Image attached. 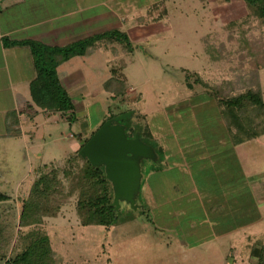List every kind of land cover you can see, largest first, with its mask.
<instances>
[{"label":"rangeland","instance_id":"1","mask_svg":"<svg viewBox=\"0 0 264 264\" xmlns=\"http://www.w3.org/2000/svg\"><path fill=\"white\" fill-rule=\"evenodd\" d=\"M45 2L27 0L25 4L3 9L0 26L40 20L47 13ZM73 3L87 8L81 14L83 21L98 17L102 11L115 13L95 25L92 22L81 27L82 33L75 34L74 40L118 28L133 43V53H127L116 43H105L89 55L64 63L58 68V75L73 100L77 122L67 124L59 117L44 122V117H37L30 131L25 128L29 133L22 140L6 135L5 118L9 116L5 117L4 111L12 110L17 102L19 112L30 118L34 101L28 81L35 78L33 60L27 48L0 54V65L4 61L8 65L0 74V193L9 197L0 202L3 254L11 257L23 249L22 234L29 229L19 224L22 202L39 172L54 168L62 188L50 205L57 213L45 217L42 228L51 241L56 264H257L251 250L264 247V138L259 143L241 144L248 166L254 161L252 157L256 158L258 173L252 179L239 171H222L228 166L224 162H204L200 166L203 172H195L196 165L192 167V175L200 181L219 175L217 183L223 187L216 190L217 195L209 191L207 196L200 193L197 197L176 199L175 194L189 186L187 167L182 163L176 169L169 162L176 158L175 143L184 135L181 130H193L196 124L202 126L201 135L206 129L209 133L212 125L221 126L222 133L227 130L214 98L209 96L212 88L218 96L232 97L257 89L258 84L264 99V24L241 0H66L68 8H73ZM11 37L18 39L21 35ZM15 61L19 62L20 81L25 84L26 102L20 97L16 99L9 90L17 86L13 74ZM111 67L122 71L128 85L126 95L116 100L104 90ZM65 71L69 72L64 75ZM186 71L196 73L206 86L195 85L194 91L189 90ZM109 109L116 116L131 111L133 126L148 127L168 165L162 170L157 162L142 161L137 210L121 202L120 216L111 227H84L76 214L77 195L68 193L70 184L63 170L68 167L67 159L80 149V140L97 129ZM9 121L15 125L13 110ZM191 130L189 133L193 134ZM78 163L81 165V161ZM246 180L256 182L257 202L254 196H243ZM229 182L236 183L232 186ZM202 200L212 210L218 205L224 212L227 209V229L237 231L219 237L218 243H202L208 236L218 235L217 226H202L204 216L193 208ZM217 214L208 213L213 219L210 224H217L213 218Z\"/></svg>","mask_w":264,"mask_h":264},{"label":"trees","instance_id":"2","mask_svg":"<svg viewBox=\"0 0 264 264\" xmlns=\"http://www.w3.org/2000/svg\"><path fill=\"white\" fill-rule=\"evenodd\" d=\"M224 1L229 2L230 0ZM241 1L264 24V0ZM0 40L5 48L25 47L29 50L36 75L30 83L34 105L42 110L44 117H59L67 124L77 122L76 111L73 100L60 83L57 68L72 58L84 57L93 53L105 43H116L129 54H132L134 49L128 35L118 28L92 34V36L64 46H48L31 39L16 41L2 37ZM110 72L111 77L104 83V90L110 93L113 100L123 98L128 87L127 79L117 67H111ZM185 73V83L189 90L194 91L195 85L206 86L200 78L196 77V73L188 71ZM257 87V89H250L245 93L232 95V97L218 96L220 94L213 88L210 92L209 96L215 100L233 146L264 136V99L258 84ZM37 114L38 112L32 111L30 117L33 118ZM116 115L109 109L108 115L103 117L97 129ZM121 123L126 126L125 132L128 138L138 134L143 142L152 146L156 153L154 162L160 163L162 151L152 140L149 128L133 126L130 119ZM96 130L88 138L80 140V149ZM79 150L67 159L68 167L63 170V176L70 184L68 193L77 195L76 214L81 226H102L108 229L120 216V212H116L111 206L113 200L111 184L105 178L104 168L91 166L86 159L77 155ZM78 161H81V165ZM59 188L61 190L62 182L57 170L53 168L46 172H39L31 185L27 199L22 202L19 215L20 227L29 229L24 235L22 234L25 245L15 255L6 257V254L1 251L5 239L0 229V264H56L51 241L43 230L42 224L45 217H54L57 213L54 208L50 209V205ZM140 189L136 196V204ZM8 198L5 193H0V202L7 201ZM144 210L142 206V211ZM251 257L257 260V264H264V247H254L251 250Z\"/></svg>","mask_w":264,"mask_h":264},{"label":"crops","instance_id":"3","mask_svg":"<svg viewBox=\"0 0 264 264\" xmlns=\"http://www.w3.org/2000/svg\"><path fill=\"white\" fill-rule=\"evenodd\" d=\"M26 1L27 0H0V13L2 12L3 9H7L9 7L16 6V5L19 6L20 4H25ZM45 1H46L45 2L46 3L45 8H47V11H46L47 13L45 16H43L40 20H38L36 22H32V21H30V23L25 22V24H22V25L17 24L18 22H10L8 24L5 23L3 26H0V39L2 37H7L11 40H16V41L17 40L31 39V40L41 42V43L48 45V46H64V45L70 44L72 42H75L77 40L83 39V38H80V39L74 40L75 34L82 33V31L79 30L81 27L89 26V24H93L92 22H94V25H95L96 21H97V23H99L98 20H105L104 18H107L108 16L110 18L113 15H115V13L114 14L111 13L113 11L107 10V11H102V13H100V14H97L98 17L89 18L88 20L83 21V19L81 18V14L87 8L82 9L81 7H79L75 3H73V8H68L66 6L67 5L66 0H52L51 2H48V3H47V0H45ZM71 1H74V0H71ZM48 8L51 12L48 10ZM48 12H50V13H48ZM106 12H108V14ZM18 33L21 35V38L16 39V38L11 37L14 34H18ZM93 34H96V33H93ZM70 39L72 41L68 42V40H70ZM18 48H25V47L5 48L2 44V41L0 40V54L1 55H4L6 51L7 52H13V51L17 50ZM18 63H19L18 61H15L13 63V69H15L13 74L15 75V77L17 79V83L15 82V85H17V86L11 87V89H9V90H10V92L12 90V95H15L16 99H18V97H20L24 102H26V100L24 99V96H23L26 94L24 92V89H25L24 85L25 84H23V82L20 81L21 71H20V67H19ZM32 64H33V62H32ZM62 65H60L58 68H60ZM32 67L34 69V66H32ZM58 68H57V74H58ZM7 69H8V65L4 61L0 65V74L3 73V70H7ZM68 72L69 71H67V72L65 71L64 75H66V73H68ZM33 77H35V71H34ZM58 78H59V75H58ZM32 80H33V78H31L28 81V84ZM59 80L61 83V78H59ZM9 83L11 86L12 83L11 82H9ZM61 85L63 86L62 83H61ZM13 88H15V90ZM63 88L66 91L68 89L66 84H65V86H63ZM11 107L15 113L16 121L14 123L15 125L12 126L10 121H9L12 110L10 109V110L4 111V113H7V114H5L6 115L5 117H7V115L9 116L8 119L5 118V121H6V124H5L6 128L5 129L7 131L6 135H8L10 137L9 139L18 138V139L22 140V138H24V136L26 137V135H28L29 132H27V131H30L31 126H32V124H34L36 122L35 120L37 119V117L43 118L44 115L42 114V110H40L35 105H34V107L32 106V111L33 112L36 111V112H38V114L33 118H31L29 116L31 119L28 118V116L24 112L23 113L19 112L20 106L17 104V102L14 104V106H11ZM23 116L24 117L26 116V118L23 119ZM48 119H50V118L44 117L43 121L45 122ZM28 123H31V125H28ZM46 123H48V122H46ZM223 126H225V125H223ZM206 127L208 128V126H206ZM220 127L221 126H219V125L210 126L211 131L209 133L212 132V134L210 136H209L207 129H206V131H203L205 133L204 135L199 134V133H201L200 128H202V126L199 124L194 125V127H193L194 133L193 134L189 133L192 128H188L187 131H184V130L180 131L184 135H183V138H181V139L178 138V140L176 141V143H175L176 144L175 146L177 149L176 153H175L176 158H174L175 160L174 159H172V161L170 160L171 162H169V164H171V166L176 168V169H179L180 166L182 165V163H184V165H186L187 176H188V185L189 186L187 188H182V191H178L175 194V196H177L176 199L177 198L178 199H185V198L193 197V196L197 197V195L200 196V193L201 194L203 193L204 196H207L206 193L209 191L212 193H216V195H217L216 190H219L221 187H223L222 185L217 183V180H219L220 177H219V175L217 176L216 174L214 175V177L211 180H209L206 177H204L205 179H202L203 181L198 180V178L195 175L193 176L191 173L193 170L192 167L195 165H196V167L194 168L195 172L196 171L203 172L204 168L200 167V166L202 164H205L206 162L210 161L211 163H214V164L215 163L220 164V163L224 162V164L226 166L227 165L228 166L225 168H223V166H221L223 168L222 171H228L231 174H233L235 171H239V172H241L240 173L241 175L242 174L245 175L244 176L245 178H251V179L253 178V176L257 175L258 168H257V166H255V162H256L255 159L256 158L252 157L254 159V161L252 163H249V166H251L253 168L249 167L246 164V162L244 161L246 158L244 146L243 145L233 146L231 143H229L230 142V140H228L229 137L225 136V132L227 130L225 129L226 131L222 133V130L220 129ZM25 128L27 129V131L25 130ZM193 130H191V131H193ZM151 135H153V134H151ZM3 137L5 138L4 135H3ZM263 138H264V136L261 138L255 139L251 142L252 143H259V141ZM223 152H225V154ZM168 158L169 157H167V159ZM165 162H166V158H164V154L162 151V160L158 164L160 169L163 170V169L167 168L168 164ZM229 162L231 163V165H229ZM198 166L200 168H198ZM155 171H157V170H155ZM152 173H153V171H152ZM246 181H247L246 183H248V184H247V186H245V188L242 187V190H244V191H241V192H245L247 194L245 195V193H244L243 196L247 197L249 199L253 198V196H254V198H255L254 200L257 202L259 196L257 194L256 182L253 180H251L250 182L248 180H246ZM234 183H236V182H229L230 185H232ZM173 185H174L173 188L176 189L177 188L176 184H173ZM207 194H210V193H207ZM205 204L206 203L202 200V201L194 204L193 206H196V207H193V208L195 210L200 211V213L203 214L204 218L201 221L202 226L206 227V228L217 226L218 232H216V234H218V235H216V236L210 235L207 237L205 242H202V243H206V242H210V241H216L218 243L220 241L219 237L224 238V237L230 235L232 232L237 231V230L227 229L226 222L230 218L229 215H225L227 209L224 212L223 208L218 209V206H219L218 205V206H216L217 208L212 210V208H210V205L206 206ZM172 211L174 212V210H172ZM167 212H169V211H167ZM210 212L211 213L212 212L218 213L217 216H215L213 218L217 221V224H219V225H217L216 223H214V224L209 223V221H211V220L213 222V219L208 216V213H210ZM221 225H223V227ZM234 229H236V226ZM209 234H211V232Z\"/></svg>","mask_w":264,"mask_h":264},{"label":"water","instance_id":"4","mask_svg":"<svg viewBox=\"0 0 264 264\" xmlns=\"http://www.w3.org/2000/svg\"><path fill=\"white\" fill-rule=\"evenodd\" d=\"M131 111L105 121L79 150L78 156L93 167H103L105 178L113 191L111 206L118 212L120 203H127L133 211L139 193L144 160H156L152 146L143 142L138 134L126 136L121 122L131 118Z\"/></svg>","mask_w":264,"mask_h":264}]
</instances>
